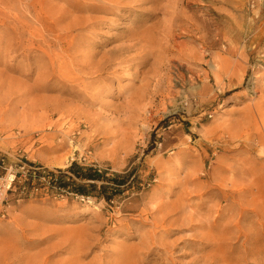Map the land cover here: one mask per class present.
Wrapping results in <instances>:
<instances>
[{"label": "rangeland", "instance_id": "1", "mask_svg": "<svg viewBox=\"0 0 264 264\" xmlns=\"http://www.w3.org/2000/svg\"><path fill=\"white\" fill-rule=\"evenodd\" d=\"M262 103L264 0H0V152L126 177L0 205V264H264Z\"/></svg>", "mask_w": 264, "mask_h": 264}, {"label": "built area", "instance_id": "2", "mask_svg": "<svg viewBox=\"0 0 264 264\" xmlns=\"http://www.w3.org/2000/svg\"><path fill=\"white\" fill-rule=\"evenodd\" d=\"M65 170L49 168L28 160L23 154L0 152V205L2 210L12 202L58 195L67 192L61 185Z\"/></svg>", "mask_w": 264, "mask_h": 264}, {"label": "trees", "instance_id": "3", "mask_svg": "<svg viewBox=\"0 0 264 264\" xmlns=\"http://www.w3.org/2000/svg\"><path fill=\"white\" fill-rule=\"evenodd\" d=\"M65 172L71 176L63 174L66 178L61 182L64 189L82 196L94 195L106 202L119 195L126 183V177L120 174L114 173L111 178H105L100 170L92 166H82L76 162H72ZM98 182L101 184L98 185Z\"/></svg>", "mask_w": 264, "mask_h": 264}, {"label": "bare ground", "instance_id": "4", "mask_svg": "<svg viewBox=\"0 0 264 264\" xmlns=\"http://www.w3.org/2000/svg\"><path fill=\"white\" fill-rule=\"evenodd\" d=\"M147 39V38H146ZM130 43V42H129ZM138 44H139V41H136V42H133V43H130V44H127V45H122L123 47H117V48H113V50H110V51H108L107 53H108V58L103 62V64L99 67V68H97L96 69V72L98 71V72H101L100 74H102V73H104L105 72V70L109 67H111L112 65H114V64H117V65H119L120 63H123L124 62V60H128L129 58L127 57V56H122L123 54H125V53H127V52H132V51H135L136 50V48H138L137 46H138ZM148 45V44H147ZM140 54V53H139ZM164 56V55H163ZM124 58H126V59H124ZM86 68V66L85 65H83V66H81V68ZM105 75V74H104ZM100 78H96V79H94V80H99ZM70 88H73L74 87V85H71V86H69ZM262 104H264V103H262ZM262 108H264V107H262ZM248 111V110H247ZM249 118H250V116H249ZM243 119V118H242ZM243 121H245V120H243ZM230 132V131H229ZM236 134V133H235ZM235 137V136H234ZM237 137V136H236ZM62 155V154H61ZM66 155V154H65ZM57 157L58 158H60V156L59 155H57ZM62 158V157H61Z\"/></svg>", "mask_w": 264, "mask_h": 264}]
</instances>
